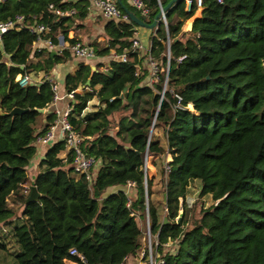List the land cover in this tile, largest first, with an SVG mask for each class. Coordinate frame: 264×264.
Listing matches in <instances>:
<instances>
[{"label":"trees","instance_id":"16d2710c","mask_svg":"<svg viewBox=\"0 0 264 264\" xmlns=\"http://www.w3.org/2000/svg\"><path fill=\"white\" fill-rule=\"evenodd\" d=\"M120 1L145 24L158 11L156 0H142L145 15ZM158 1L163 7L170 0ZM48 5L74 4L0 2V22L23 16L21 27L0 35V252H6L0 264L7 255L15 264L144 263L145 211L161 264H264V0H201L200 14L185 32L181 27L197 8L185 9V0H178L164 12L166 30L161 21L151 30L143 54L131 47L135 23L107 20L104 42L91 44L94 55L123 54L125 61L110 58L104 70L78 63L63 81L73 91L67 117L79 148L99 166L94 174L88 170V178L76 174L72 150L56 141L31 182L38 199L25 203L34 139L57 117L44 77L70 56L67 48L59 54L34 48L29 27L39 22L49 26L43 37L56 44L53 31L63 17ZM150 62L157 67L153 83L146 84ZM40 71L39 82L20 86L15 79ZM14 108L26 111L10 114ZM144 155L159 160L163 198L156 205L147 169L143 183ZM194 180L198 196L212 200L198 207L196 217L185 200ZM129 182L132 199L123 190L103 196L106 188ZM71 248L83 262L69 255Z\"/></svg>","mask_w":264,"mask_h":264},{"label":"crops","instance_id":"0c3cea01","mask_svg":"<svg viewBox=\"0 0 264 264\" xmlns=\"http://www.w3.org/2000/svg\"><path fill=\"white\" fill-rule=\"evenodd\" d=\"M76 1L77 0H64V2L73 3L74 5H71L70 7L63 8V9L64 10L65 9H74V13L70 16L63 17V19L59 23L58 27L55 29V31H53L54 38L56 39V44L53 43L55 45L54 49L48 50L47 48H45L43 46V44L41 42L34 43V48H37V50H40L39 48H41V49H44L46 51L54 52L51 54H55V53L59 54L62 52L63 49H66V48L68 49V51L70 53V56L67 60L55 64L49 72V76H51L52 79L54 80V82L57 83V85H58V91H59V94L61 97L59 100L50 104L51 110H53L57 116H59L64 111L65 107L67 105H69L68 102L70 100H72V98L68 99L67 97L64 96V93L66 92V90L64 88V84H63L65 76L67 74L74 72L78 63L88 64L91 70H95L96 66L99 67V70H104V68H105L104 65H107V62L110 60V55L109 56H100V57L95 56L94 58H91V59H83L80 57H76L72 53V51L70 50V46L72 44L68 45L67 40L74 37V38H79L78 39L79 41H75V42H79L81 44H84V45L88 46L89 48H91L93 51V46L91 45L93 41H96L98 43L104 42L103 26H104L105 22L107 21L106 19H103L100 16L99 12L94 7H92L89 3L84 1L83 4H81V3L79 4ZM126 2L130 4L129 0H126ZM81 7H83V8H81ZM185 9H187L186 6H185ZM48 11L51 12L49 7H48ZM196 11H195V13H197V14H195V17H198L200 14V9H196ZM81 12H84V13H81ZM68 17H71V18H68ZM59 18H62V17H59ZM194 18L191 19L189 25L187 23L188 26L185 29L183 28V25H184V23H183L181 30L184 32L188 31L191 27V23H192ZM110 20H113V19H110ZM22 24H23V21L21 22L20 25H17L16 28L21 27ZM155 28H156V26H155ZM155 28H153L151 30H154ZM151 30L148 28H145V27H140V26H137L135 28V31H136L135 37H136L137 41L139 42L141 54H143V52H148L149 43H150L149 36H150ZM104 58H106V59L104 60ZM36 61H37V59L35 57H32L30 60V62H32V63H35ZM103 63H104V65H103ZM141 66L143 67V63L141 64ZM22 67L23 66H20V68H22ZM34 73L35 72L29 73L30 74L29 75L30 82L31 81L32 82H39L44 77V75L41 74V71L37 72L36 74H34ZM149 77H150V75L148 74L144 79V82L146 84L147 83L149 84ZM86 82L88 83V81H86ZM83 89H84V87L81 86V87L77 88L76 91L81 92ZM40 122L44 123V117H41ZM43 133H44V131L39 135H42ZM56 141H60L58 128H56L54 130V136H53L52 141H49L46 144H39V143L33 142V144L35 146V152H34L33 156L31 157V159L29 160V163L26 167L28 183L26 184L25 188H27L28 193L30 191V186L32 185L31 184L32 179L34 178V176L37 172V165H38L39 161L43 158L47 148L52 143H54ZM63 154H64L63 152L60 153V156H63ZM161 158L163 161H167V159H168L167 156L160 157L159 159H161ZM158 162H159V160L156 157H150L149 158L148 167L150 169V172H151V170L153 171L150 174L151 175L150 178L151 179L153 178V183H154V179L156 178V175H157L156 173H157ZM154 163L157 165L155 166ZM98 166L99 165L97 163V165L94 166L93 169H91V170H93V172H91V174L95 173L94 171L97 170ZM158 170H159V167H158ZM117 190H123L129 199H132L134 197V194H135L134 186L124 185V186H111V187L106 188L103 196L108 195V194L115 192ZM153 195H155V194L153 193ZM153 195L151 197H153ZM155 202H156L155 203V205H156L157 201H155ZM160 208H161L160 205H158V210H159L160 214H162V211ZM163 217H165V216L162 215V219H163ZM64 264H77V263L68 260V261H65Z\"/></svg>","mask_w":264,"mask_h":264},{"label":"built area","instance_id":"2783aa9c","mask_svg":"<svg viewBox=\"0 0 264 264\" xmlns=\"http://www.w3.org/2000/svg\"><path fill=\"white\" fill-rule=\"evenodd\" d=\"M4 0H0V2H3ZM87 3H89L92 7H94L100 14V16L103 19L106 20H122L127 21L129 18L127 14L122 13L120 9L117 6L116 0H83ZM219 1V0H218ZM130 5H132L136 10L140 12V14L145 15L147 13V9L144 7V3L142 0H129ZM158 5V10L161 11V5L158 0H156ZM191 4H194L197 9L201 6V0H185V6L188 9ZM49 9L53 14H55L57 17H65L70 16L74 13V9H61L58 7H54L53 5H48ZM161 22H163L164 28L166 29V22L164 17V12L161 11ZM23 21V16L20 14L14 15L12 18L4 20L0 22V35L4 33L5 31L20 25ZM29 30L31 33L35 35V43L41 42L45 48L48 50L54 49V44L52 40L48 37L45 38L43 35L49 31V26L43 24V23H36L33 26L29 27ZM132 48L140 49L139 42L137 41L136 37L132 39ZM70 50L76 57H80L83 59H91L94 58V52L91 48L88 46L81 44L79 42H75L70 46ZM168 50L166 52V58L168 59ZM110 58L112 59H119L121 61H125V56L122 55H114L111 54ZM156 67L154 63L150 62V77H149V84L153 83V80L155 78V72ZM16 81L18 85L24 86L27 85L30 82L29 75L27 74H21L16 76ZM44 80H46L49 84L50 90L52 92V99L51 103L59 100L60 94L58 91V85L54 82L51 76H45ZM64 96L68 99L73 98V91H66L64 93ZM179 98L178 96H176ZM70 110L69 105H67L64 109V111L56 117L54 122L44 131L42 135H38L35 137L34 142L39 144H46L49 141H52L54 136V130L58 128L59 130V140H64L65 147L67 149L72 150V161L71 166L73 171L76 174H85L86 178L89 177L88 170H91L94 168V166L97 165V160L92 156H87L84 154V152L79 148V140L77 136L75 135L69 121H68V112ZM148 163H147V156L144 155L142 169L144 172L143 176V183L145 184V173L147 169ZM128 186H134V182L127 183ZM182 200L180 199V207H181ZM191 201L187 202V205H191ZM145 223H144V236L146 241V251L141 252L140 257L144 256L146 257V261L144 263L141 262H133L131 264H161V260H158L154 256L153 252V246L155 245L154 236L150 235L149 232V225H148V218H147V211H145ZM130 215H134L133 213H130ZM153 238V241H152ZM69 255H76L77 258L83 262V256L76 252L74 248H71L69 250Z\"/></svg>","mask_w":264,"mask_h":264},{"label":"rangeland","instance_id":"374dc122","mask_svg":"<svg viewBox=\"0 0 264 264\" xmlns=\"http://www.w3.org/2000/svg\"><path fill=\"white\" fill-rule=\"evenodd\" d=\"M162 7V6H161ZM198 11V10H197ZM196 11V12H197ZM139 13V12H138ZM195 14H197V13H194V15L191 17V18H189L187 21H185L184 22V25H183V28L185 29L189 24H190V21H191V19L192 18H194L195 17ZM187 23H188V25H187ZM106 58H104V60H105ZM104 62V61H103ZM103 65H104V63H103ZM147 163L149 164V158L147 159ZM148 167V166H147ZM158 167H159V162H158V165H157V175H156V178L154 179V183H153V192H154V194L155 195H153V199L154 200H156V201H161L162 200V198H163V193H162V191H161V188H160V185H159V183H158V180H159V178H158ZM153 171L151 170V172H150V169H149V167L147 168V174H148V177H150L151 175V173H152ZM153 179V178H152ZM199 181L198 180H194L193 182H191V184H190V186L188 187V189H187V193H186V201L187 202H192L191 203V213H192V215L194 214L195 216L194 217H196V214H197V211H198V207H200V206H202V207H207V206H209L211 203H212V200L209 198V196L208 195H205V196H198V192H199ZM155 202V201H154ZM193 202H194V204H193ZM156 203V202H155ZM160 207H161V205H160ZM162 208V207H161ZM160 208V209H161ZM178 213H182V207H180L179 206V209H178ZM186 219V221H188V222H191L190 221V217L188 216V217H186L185 218ZM6 238V237H5ZM4 238V239H5ZM4 239L2 240V241H4ZM155 240V239H154ZM152 241H153V238H152ZM5 243H6V241H5ZM8 244V249H11V245L9 244V243H7ZM167 246L168 247H166V249L167 248H170L171 249V247H172V242H170V241H168L167 242ZM7 246V245H6ZM4 254H6V252H0V258L4 255ZM13 257L11 256V255H7L6 256V258H5V262H4V264H15V262H13Z\"/></svg>","mask_w":264,"mask_h":264},{"label":"water","instance_id":"95a60500","mask_svg":"<svg viewBox=\"0 0 264 264\" xmlns=\"http://www.w3.org/2000/svg\"><path fill=\"white\" fill-rule=\"evenodd\" d=\"M176 1L178 0H170L165 6L161 7V11L162 12H165L166 9L168 7H170L173 3H175ZM116 3L119 5V7L124 11L125 14H127L129 20L133 23H135L137 26H140V27H145V28H148V29H153L155 28V26H157L159 24V22L161 21L160 17H161V11L158 10V11H155L153 10L152 11V15H153V20L150 24H145L142 20H140L138 17H136L132 12H130L127 8H125L122 4H121V1L120 0H116ZM51 53H54V52H51ZM93 69V68H92ZM87 84V82H86ZM126 91H124V94L123 96H126ZM122 97V96H121ZM26 111V109L24 110H19L18 108H14L11 110L10 114H20L22 112ZM42 111V110H40ZM38 199V193L36 191V188L34 185H31L30 186V191L27 195V197L25 198V203H28V202H31V201H36ZM181 214V213H179ZM180 217V215L178 216V218ZM163 223H166V217H163L162 219ZM178 222V220H177Z\"/></svg>","mask_w":264,"mask_h":264}]
</instances>
